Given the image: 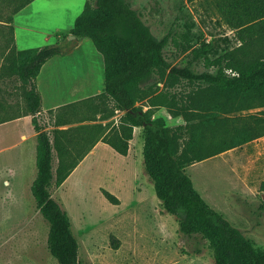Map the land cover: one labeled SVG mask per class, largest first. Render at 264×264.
I'll list each match as a JSON object with an SVG mask.
<instances>
[{"label": "rangeland", "instance_id": "obj_1", "mask_svg": "<svg viewBox=\"0 0 264 264\" xmlns=\"http://www.w3.org/2000/svg\"><path fill=\"white\" fill-rule=\"evenodd\" d=\"M125 1L155 38L170 36L163 50L168 68L154 69L147 83L130 89L136 91L135 105L147 117L165 121L178 154L183 153L195 124L202 150L208 152L213 144H219L209 140V134L225 128L220 123L213 129L218 120L260 110L231 112L203 82L172 72L188 69L193 74H215L231 55L239 58L243 54L236 29L225 22L213 0ZM24 2L0 0V68L12 44L8 26L14 28L16 50L63 44L69 42L65 34L84 4L92 3L33 0L20 8ZM65 58L71 61L62 69L70 74L81 73L96 81L103 77L102 55L89 39H80ZM204 59L219 63L207 68ZM25 91L26 86L16 77L0 71V121L27 113ZM71 99L75 98L44 97L45 102L55 104ZM4 126L12 127L10 123ZM13 135L0 128V264H57L47 249L48 224L31 194V163L22 171L16 150L9 149L16 141L7 142ZM141 149L142 131L137 130L126 156L109 148L96 149L85 160L78 159L62 185L51 189L78 241V264H214L208 241L201 235L182 234L176 217L167 213L155 196ZM185 172L211 208L257 248L264 249V136L188 165ZM103 191L118 203L106 199Z\"/></svg>", "mask_w": 264, "mask_h": 264}, {"label": "trees", "instance_id": "obj_2", "mask_svg": "<svg viewBox=\"0 0 264 264\" xmlns=\"http://www.w3.org/2000/svg\"><path fill=\"white\" fill-rule=\"evenodd\" d=\"M32 1L25 0L20 8ZM91 1L84 4L65 37L72 34L79 40L87 38L102 55L103 96L111 102V106L105 110V117L114 116L116 111L122 112L117 126L101 141L118 154L126 156L129 141L133 138V128H140L144 171L164 210L176 217L179 231L186 236H203L208 241L214 264H264V249L257 248L222 214L211 208L195 190L185 172L188 165L264 136V0H213L225 22L238 33L243 52L241 57L231 55L224 68H219L215 74H193L188 69L172 70L181 78L203 82L210 94L222 99L223 105L229 106L231 112L260 109L218 120L213 129L220 123L225 128L219 133L213 130L209 134V140L219 144H213L208 152L202 150V137L195 124L182 154H178L176 140L165 121L147 117L135 105L136 91L129 89L133 85L147 83L154 69L165 71L168 68L163 50L170 36L155 38L125 0ZM8 27L12 44L0 71L16 77L26 86L24 98L27 113L23 116L32 117L31 124L37 133L36 175L31 194L36 208L48 224L47 249L57 264H78L79 244L71 230L69 217L51 193L53 187L62 185L78 159H65L57 155L53 170V150L59 151V148L50 142L47 133L37 122L41 98L34 83L43 64L54 56L64 55L73 47L72 42L16 50L13 45L14 29ZM185 45L190 46L188 42ZM204 61L207 68L219 63L208 59ZM78 148L73 146L71 149L75 151ZM83 155L85 152L80 157ZM103 194L113 204L118 203L117 198L109 192L103 191Z\"/></svg>", "mask_w": 264, "mask_h": 264}, {"label": "crops", "instance_id": "obj_3", "mask_svg": "<svg viewBox=\"0 0 264 264\" xmlns=\"http://www.w3.org/2000/svg\"><path fill=\"white\" fill-rule=\"evenodd\" d=\"M78 43L79 39L73 42L71 50ZM71 50L69 49L64 55L54 56L46 61L34 81L41 98L40 109L36 114L37 122L42 130L47 133L50 142L59 148V151L53 150V170L55 169L57 155H61L65 159H80L83 161L96 149H112L102 142L101 138L117 126L122 115V112L116 111L114 116L105 117V110L111 106V102L103 96L104 64L103 77L98 81L89 80L86 75L81 73L70 74V70L62 69L63 66L70 64L71 60H67L65 55L70 53ZM45 95L53 97L69 96L75 99L62 104H55L49 101L45 102ZM31 118L30 115L20 116L10 122H2L0 128L2 133L14 134L7 141L10 142L16 138L9 149L16 150L18 154L16 159L20 163L22 171L26 170L27 162L31 163L30 167L35 178L37 133L31 124ZM7 123H10L12 127L5 128L4 124ZM137 130L140 131L141 129L133 128V138L136 136ZM96 138L99 139L96 140ZM133 138L129 141L127 154L130 153V143H132ZM90 145L92 147L88 149ZM73 146H78V150L72 151ZM83 152H85V155L80 157ZM9 169L14 171L15 167L9 165Z\"/></svg>", "mask_w": 264, "mask_h": 264}, {"label": "water", "instance_id": "obj_4", "mask_svg": "<svg viewBox=\"0 0 264 264\" xmlns=\"http://www.w3.org/2000/svg\"><path fill=\"white\" fill-rule=\"evenodd\" d=\"M67 40L71 41L72 42V46H73V42H76L78 39L75 36H73L72 34H69L68 37H67Z\"/></svg>", "mask_w": 264, "mask_h": 264}]
</instances>
